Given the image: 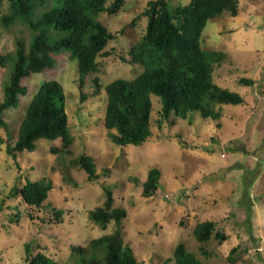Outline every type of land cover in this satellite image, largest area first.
<instances>
[{"label":"rangeland","instance_id":"rangeland-1","mask_svg":"<svg viewBox=\"0 0 264 264\" xmlns=\"http://www.w3.org/2000/svg\"><path fill=\"white\" fill-rule=\"evenodd\" d=\"M39 7L35 15L46 11ZM113 0H108L107 5ZM150 0H125L116 14L102 12L99 19L116 34L100 56V69L80 87L78 61L69 52L53 54L56 67L33 73L23 80L28 94L18 107L8 108L0 119V264H25V245L43 252L58 264H81L76 245L110 234L94 223L89 211L103 205L106 190L114 195V207L127 211L121 227L123 239L144 264H264V0H239L237 16L226 11L208 21L202 37L206 49L226 53L216 68L215 81L244 97L241 104H223L219 120L194 114L192 122L161 116V99L152 95L153 135L143 145L120 146L104 126L105 86L117 78L132 79L144 65L130 64V51L146 33L148 18L142 13ZM168 8L190 0H163ZM8 9L5 2L1 11ZM31 29L17 23L0 26V52L16 54L19 41L27 53ZM13 64L0 65V101ZM102 85L96 92L94 78ZM241 78L254 80L247 85ZM55 79L63 87L70 132V146L61 140L40 138L37 148L13 155L10 148L19 136L27 106L41 84ZM174 117V116H172ZM82 154L94 160L99 178L88 180L75 161ZM161 170L158 190L143 193L149 171ZM51 180L53 188L40 208L29 206L13 194L28 180ZM54 208L63 211L58 219ZM213 220L227 235L198 241L197 223ZM239 247L229 259L233 247ZM180 248L182 252L180 253ZM102 255V254H101ZM91 258V252L86 254ZM167 259H171L167 262Z\"/></svg>","mask_w":264,"mask_h":264},{"label":"trees","instance_id":"trees-1","mask_svg":"<svg viewBox=\"0 0 264 264\" xmlns=\"http://www.w3.org/2000/svg\"><path fill=\"white\" fill-rule=\"evenodd\" d=\"M7 2V11H1ZM49 0H0V26L10 28L22 23L32 31V40L26 53L23 42L19 41L16 54L0 52V65L13 64L10 78L5 86L3 101H0V119L5 110L20 105L22 97L28 94L23 83L33 73L45 72L56 67L53 54L69 52L78 61L80 87L86 85V78L100 69V56H108L109 42L116 34L98 18L100 13L116 14L125 0H52L48 10L35 15L39 7H45ZM239 0H190L187 4L168 8L163 0H150L143 15L148 18L146 33L132 47L130 64L144 65L142 71L132 79L117 78L105 86L107 99L104 126L114 143L120 146L143 145L153 135L152 95L161 99V116L176 123V119L192 122L199 113L203 118L219 120L222 111L218 105L241 104L244 97L215 81V70L226 58L220 50L206 49L202 45L203 31L209 20L228 11L237 16ZM96 92L102 85L94 78ZM241 83L251 85L254 80L241 78ZM174 116V117H172ZM40 138L61 140V147H52V152L65 149L72 153L70 146L74 137L70 132L68 114L65 108V94L61 83L50 79L41 84L38 92L27 106L21 122L19 136L10 152H32ZM88 174V180L99 178L94 160L87 154L75 159ZM161 170L149 171L144 182L143 193L153 196L158 190ZM53 188L51 180H28L13 194H20L32 207L40 208ZM113 191L106 190V200L101 206L89 211L90 219L106 229L113 221L116 229L90 240L87 246H73L72 252L80 255L81 264H144L138 261L133 249L124 243L121 227L127 211L114 207ZM1 211V210H0ZM58 219L63 211L54 208ZM195 235L200 242H207L213 236L221 240L227 235L217 229V223L207 220L197 223ZM239 247H233L229 255ZM91 252L92 257L86 254ZM182 248H180V253ZM25 264H58L43 252L34 253L32 243L25 245ZM102 254V255H101ZM171 259H167L169 262Z\"/></svg>","mask_w":264,"mask_h":264}]
</instances>
